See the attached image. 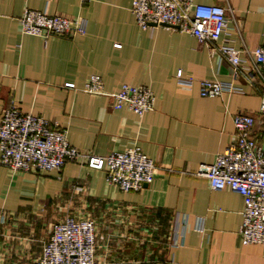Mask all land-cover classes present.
Returning a JSON list of instances; mask_svg holds the SVG:
<instances>
[{
	"label": "crops",
	"instance_id": "0c3cea01",
	"mask_svg": "<svg viewBox=\"0 0 264 264\" xmlns=\"http://www.w3.org/2000/svg\"><path fill=\"white\" fill-rule=\"evenodd\" d=\"M132 0H0V114L10 99L20 111L42 116L68 132L71 146L106 156L139 146L157 169L138 192L109 185L104 173L76 163L61 172L12 173L0 165V264H33L53 223L66 217L95 222L99 264H264V247L242 245L238 236L242 198L213 191L196 175L201 165L236 139L232 118L257 116L264 84L234 81L246 94L198 95V81L231 82L230 65L189 34L164 27L140 30ZM227 9L226 37L249 53L264 35V0H193ZM80 19L85 34L44 41L21 32L23 12ZM119 45V46H116ZM194 80L180 86L176 72ZM91 75L105 93L123 84L155 96L153 111L138 117L115 110L107 96L82 91ZM73 84L74 89L64 87ZM259 142L264 128L253 129ZM176 214L187 217L183 245L171 248ZM202 230L197 231L196 223Z\"/></svg>",
	"mask_w": 264,
	"mask_h": 264
},
{
	"label": "built area",
	"instance_id": "2783aa9c",
	"mask_svg": "<svg viewBox=\"0 0 264 264\" xmlns=\"http://www.w3.org/2000/svg\"><path fill=\"white\" fill-rule=\"evenodd\" d=\"M130 12L140 30L164 27L191 35L199 45L226 61L232 72L231 82L198 81V95L215 99L223 93L246 94L234 81L243 79L251 87L257 77L264 84V35L261 43L249 53L251 66L226 37L227 9L215 5L195 4L193 0H132ZM21 32L46 41L51 37L73 38L85 34V23L61 15L28 10L19 19ZM119 46V45H116ZM180 86L190 89L194 80L176 72ZM64 87L74 89L73 84ZM260 94L257 116L238 113L232 123L235 141L201 165L196 175L208 181L213 191L230 190L242 198L238 236L242 245L264 247V139L259 142L253 129L264 128V93ZM82 91L89 95L107 96L115 110L128 109L142 117L153 111L155 96L143 86L123 84L116 92L105 93L103 81L91 75ZM66 163H76L94 172L104 173L107 183L122 192H138L154 181L156 165L139 146L114 151L106 156L82 152L71 146L68 132L48 119L24 114L15 99H10L0 114V165L12 173L61 172ZM5 216H0V223ZM187 217L176 214L169 235V245H183ZM202 230L201 223L194 227ZM95 222L88 218L66 217L52 224L47 242L33 264H99L96 259ZM264 263V258H263Z\"/></svg>",
	"mask_w": 264,
	"mask_h": 264
}]
</instances>
